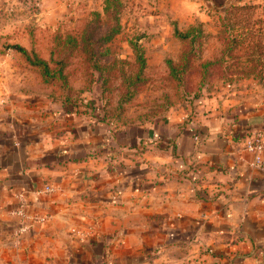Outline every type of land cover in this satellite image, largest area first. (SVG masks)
Returning a JSON list of instances; mask_svg holds the SVG:
<instances>
[{"label":"crops","instance_id":"0c3cea01","mask_svg":"<svg viewBox=\"0 0 264 264\" xmlns=\"http://www.w3.org/2000/svg\"><path fill=\"white\" fill-rule=\"evenodd\" d=\"M256 91L212 96L165 131L115 133L62 107L0 115V235L15 233L23 193L29 215L48 217L31 234L53 245L88 224L130 264L136 253L139 264H264V167L243 150L264 135V86Z\"/></svg>","mask_w":264,"mask_h":264},{"label":"rangeland","instance_id":"374dc122","mask_svg":"<svg viewBox=\"0 0 264 264\" xmlns=\"http://www.w3.org/2000/svg\"><path fill=\"white\" fill-rule=\"evenodd\" d=\"M238 4L0 0V115H44L62 107L106 122L115 133L122 126L132 133L143 126L165 131L172 121L181 128L212 96L237 90L239 98L258 95L256 85L264 86V55L254 52L249 62L253 47L244 37L248 29L264 38V1L245 3L255 5L248 14L256 21L246 26L236 23L234 12L226 13ZM176 28L181 33L198 28L201 34L181 39ZM15 46L46 61L52 74L62 70L63 79L44 77ZM47 222L48 217L30 219L27 231L21 232L18 223L14 234L0 235V264L131 263L122 250L98 243L99 232L88 224L72 225L66 246L35 238L33 225L42 229ZM134 255L139 264L141 254Z\"/></svg>","mask_w":264,"mask_h":264},{"label":"trees","instance_id":"16d2710c","mask_svg":"<svg viewBox=\"0 0 264 264\" xmlns=\"http://www.w3.org/2000/svg\"><path fill=\"white\" fill-rule=\"evenodd\" d=\"M253 10H255V5L238 4V5L230 6L228 9H226V13L234 12L236 23H238L240 25L244 24L246 26V25H250L251 23L253 25L256 23V21L251 20V18L249 17V14H248V13H253ZM234 25H236V24H234ZM200 34H201V30L198 28H191L190 31L187 33H181L177 28L175 29V35L181 39H187L191 36H193L192 38H194ZM244 39L249 40V42L252 44V47H253V51H251V55L248 59L249 62L254 61V57H253L254 52H257L258 56L264 55V47H263L264 45L263 46L261 45L263 42L262 40H264V38L262 39L259 34H253L247 29ZM240 44H242V43H237V44L236 43H234V44L230 43V45L235 46V48L239 47ZM15 48L20 53H22L24 55L26 60L32 66L41 69L42 75L44 77H46V78L49 77L51 79L58 77L59 79H63L62 70H60L58 72V74L57 73L52 74L50 67L46 61L38 58L36 55L31 56L24 48H22L20 46H15ZM208 64H210V63H207L206 65H208ZM142 67H143V63H142ZM64 106L67 107V106H71V105L65 104ZM69 108H72V110H74L73 107H69ZM70 111L71 110H69L68 108L65 110V112H67V113H69Z\"/></svg>","mask_w":264,"mask_h":264},{"label":"built area","instance_id":"2783aa9c","mask_svg":"<svg viewBox=\"0 0 264 264\" xmlns=\"http://www.w3.org/2000/svg\"><path fill=\"white\" fill-rule=\"evenodd\" d=\"M243 150L249 153L255 154V164L258 166L264 167V159L260 158V154L264 153V135L260 132L252 133L250 139H248L244 143ZM43 192H54V189L51 187H46L44 190L40 191L39 193ZM29 203L26 200L23 193H19L17 195V204L14 209L13 215L16 216L18 223H21V232H25L28 230V226L25 225V221L30 219L34 221L43 222L47 217H40L36 215H29L28 214Z\"/></svg>","mask_w":264,"mask_h":264}]
</instances>
